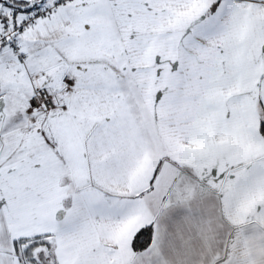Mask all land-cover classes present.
<instances>
[{"label":"snow or ice","instance_id":"6c2138e0","mask_svg":"<svg viewBox=\"0 0 264 264\" xmlns=\"http://www.w3.org/2000/svg\"><path fill=\"white\" fill-rule=\"evenodd\" d=\"M0 264H264V0H0Z\"/></svg>","mask_w":264,"mask_h":264}]
</instances>
